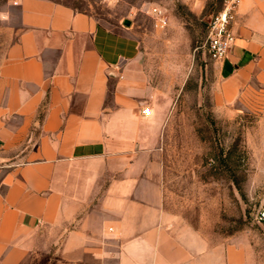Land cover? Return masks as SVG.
<instances>
[{
    "label": "crops",
    "instance_id": "0c3cea01",
    "mask_svg": "<svg viewBox=\"0 0 264 264\" xmlns=\"http://www.w3.org/2000/svg\"><path fill=\"white\" fill-rule=\"evenodd\" d=\"M79 1L4 10L0 264H195L161 217L166 110L135 26L105 23L96 1ZM231 29L213 92L229 115L264 102V0H241Z\"/></svg>",
    "mask_w": 264,
    "mask_h": 264
},
{
    "label": "rangeland",
    "instance_id": "374dc122",
    "mask_svg": "<svg viewBox=\"0 0 264 264\" xmlns=\"http://www.w3.org/2000/svg\"><path fill=\"white\" fill-rule=\"evenodd\" d=\"M8 1L0 0V28L10 23ZM94 1L103 22L126 17L134 24L165 105L157 165L164 225L195 264H264V222L257 217L264 207V102L224 113L213 99L215 61L205 48L223 0ZM153 8L163 11L164 23Z\"/></svg>",
    "mask_w": 264,
    "mask_h": 264
},
{
    "label": "built area",
    "instance_id": "2783aa9c",
    "mask_svg": "<svg viewBox=\"0 0 264 264\" xmlns=\"http://www.w3.org/2000/svg\"><path fill=\"white\" fill-rule=\"evenodd\" d=\"M240 1L223 0L222 8L210 19L205 48L209 57L215 62L222 61L234 43L235 35L232 32L231 25L235 19ZM152 12L159 23L165 22L162 10L153 8ZM141 113L148 114L149 108L143 107ZM257 217L259 221L264 222V207L258 211Z\"/></svg>",
    "mask_w": 264,
    "mask_h": 264
},
{
    "label": "water",
    "instance_id": "95a60500",
    "mask_svg": "<svg viewBox=\"0 0 264 264\" xmlns=\"http://www.w3.org/2000/svg\"><path fill=\"white\" fill-rule=\"evenodd\" d=\"M124 23H125L126 25H129V21H128V20H126Z\"/></svg>",
    "mask_w": 264,
    "mask_h": 264
}]
</instances>
